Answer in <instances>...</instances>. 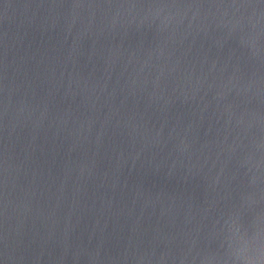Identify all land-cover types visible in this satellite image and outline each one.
<instances>
[{
    "label": "water",
    "instance_id": "1",
    "mask_svg": "<svg viewBox=\"0 0 264 264\" xmlns=\"http://www.w3.org/2000/svg\"><path fill=\"white\" fill-rule=\"evenodd\" d=\"M0 264H264V0H0Z\"/></svg>",
    "mask_w": 264,
    "mask_h": 264
}]
</instances>
